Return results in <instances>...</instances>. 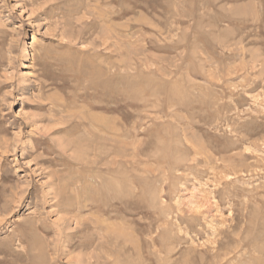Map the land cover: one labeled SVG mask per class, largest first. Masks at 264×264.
I'll use <instances>...</instances> for the list:
<instances>
[{
    "label": "rangeland",
    "instance_id": "1",
    "mask_svg": "<svg viewBox=\"0 0 264 264\" xmlns=\"http://www.w3.org/2000/svg\"><path fill=\"white\" fill-rule=\"evenodd\" d=\"M82 254L264 264V0H0V264Z\"/></svg>",
    "mask_w": 264,
    "mask_h": 264
},
{
    "label": "bare ground",
    "instance_id": "2",
    "mask_svg": "<svg viewBox=\"0 0 264 264\" xmlns=\"http://www.w3.org/2000/svg\"><path fill=\"white\" fill-rule=\"evenodd\" d=\"M122 77V76H121ZM124 81V80H123ZM104 88V87H103ZM106 91V90H105ZM119 91V90H118ZM117 90H116V93L118 92ZM109 92V91H108ZM110 93V92H109ZM107 95V94H106ZM109 96V95H108ZM64 102V101H63ZM62 102V103H63ZM61 103V104H62ZM65 103V102H64ZM64 108H65V104H64V106H63ZM63 108V109H64ZM65 110V109H64ZM66 112V111H65ZM63 115H65L64 113H62ZM68 114V113H67ZM80 115V114H79ZM85 115V114H84ZM88 116V115H87ZM63 118H64V116H63ZM92 118V117H91ZM103 118V117H102ZM58 119V118H57ZM62 119V118H61ZM60 119V120H61ZM65 119V118H64ZM79 119H83V118H79ZM85 119V118H84ZM88 119H90V118H88ZM96 119V118H95ZM99 119V118H98ZM107 119V118H106ZM79 121H81V120H79ZM107 121V120H106ZM62 122V121H61ZM74 122V121H73ZM83 122V123H82ZM104 123H105V121H103ZM110 123L108 124V125H106V124H104V123H102V122H100V123H102V124H100V123H97V121H93V119H90V122H84L83 120L81 121V123H82V126H79L81 123H79V122H77V123H79V124H77L79 127H82V128H80V130H82L83 128V133H89L92 137H94L95 138V140H99V139H103V140H106V142H108L107 144L109 145V149H108V151H113V153H116V149H118V148H115V143H117V136H118V131H119V127H117V122H115V120L113 119V120H110L109 121ZM106 123H108V122H106ZM69 124V123H68ZM66 128V127H65ZM67 129H69V128H66V130H61L60 129V131L61 132H63L64 131V134L65 133H67V132H69V130L67 131ZM71 129V128H70ZM46 130V129H45ZM70 133V132H69ZM120 133V132H119ZM68 135V134H67ZM84 137V136H83ZM86 138V137H85ZM83 139V138H82ZM89 139V138H88ZM90 142V141H89ZM103 143H104V141H103ZM63 144V143H62ZM67 143H65V145H66ZM87 144V143H86ZM104 144H106V143H104ZM64 145V144H63ZM64 145V146H65ZM67 146V145H66ZM82 147V146H81ZM95 147V146H94ZM117 147V146H116ZM66 148V147H65ZM88 148V147H87ZM103 148V147H102ZM101 148V149H102ZM108 148V147H107ZM64 149V148H63ZM100 149V148H99ZM98 149V150H99ZM100 149V150H101ZM97 150V149H96ZM65 151V150H64ZM107 151V152H108ZM102 153V152H101ZM87 179V178H86ZM82 180V179H81ZM84 180V179H83ZM104 180V179H103ZM85 181V180H84ZM106 181V180H105ZM111 181V179L109 180V182ZM90 183V182H89ZM105 183V182H104ZM107 183V182H106ZM112 185V184H111ZM89 186H91V185H89ZM115 187V186H114ZM115 193V192H114ZM117 196H118V193H117ZM107 197V196H106ZM111 198V197H110ZM77 200V199H76ZM82 202V201H81ZM102 221V220H101ZM78 222V221H77ZM76 222V223H77ZM98 222H100V221H98ZM105 222V221H104ZM80 224H81V222H79ZM95 225V224H94ZM98 225V224H97ZM101 225V224H100ZM105 225V224H104ZM104 225H101V226H104ZM109 225H107V227H108ZM96 228L99 230H97L99 233H102L101 232V229L99 228V227H97L96 226ZM102 228H104V227H102ZM109 228H111V227H109ZM105 229H107L108 230V228H105ZM107 232H109V231H107ZM104 233V232H103ZM131 233V232H130ZM68 234V233H67ZM106 234H108V233H106ZM105 234V235H106ZM73 235V234H72ZM90 235V234H89ZM111 235V234H110ZM109 235V236H110ZM132 235V234H131ZM98 236V235H97ZM103 237H104V235H103ZM99 238H100V236H99ZM130 240V239H129ZM111 240H109L108 242H110ZM95 247H99V245H96ZM95 249V248H94ZM96 249H98V248H96ZM59 253V252H58ZM55 254H56V252H55ZM141 255V254H140ZM84 255L82 254V256L81 257H79V258H76L78 261H79V263H82V264H100V263H98V262H96V263H92L91 261H90V259H92L93 257H90V256H88V255H85V257H83ZM140 257H142V256H140ZM226 258V257H225ZM54 259V258H53ZM76 262V261H75ZM77 263V262H76ZM78 263V264H79Z\"/></svg>",
    "mask_w": 264,
    "mask_h": 264
}]
</instances>
